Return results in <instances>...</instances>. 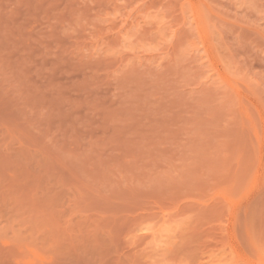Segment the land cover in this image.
Returning <instances> with one entry per match:
<instances>
[{
    "label": "rangeland",
    "instance_id": "1",
    "mask_svg": "<svg viewBox=\"0 0 264 264\" xmlns=\"http://www.w3.org/2000/svg\"><path fill=\"white\" fill-rule=\"evenodd\" d=\"M0 264H264V0H0Z\"/></svg>",
    "mask_w": 264,
    "mask_h": 264
}]
</instances>
